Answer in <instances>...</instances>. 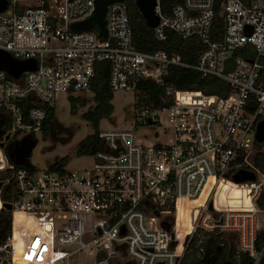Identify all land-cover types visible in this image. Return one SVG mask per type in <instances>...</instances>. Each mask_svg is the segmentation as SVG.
<instances>
[{"label":"built area","instance_id":"1","mask_svg":"<svg viewBox=\"0 0 264 264\" xmlns=\"http://www.w3.org/2000/svg\"><path fill=\"white\" fill-rule=\"evenodd\" d=\"M6 1L0 51L36 64L17 79L0 70V213L9 224L0 232V264H180L194 236L203 260L215 234L233 237L229 251L257 264L264 251L256 248L264 171L254 165L264 118V0H223L216 41L215 0H182L169 14L156 0L155 39L167 32L196 39L204 49L195 64L137 51L125 0L106 5V37L95 27L71 29L94 15L97 0ZM99 63L108 64L112 94L134 96L140 82L160 83L170 67L221 80L228 93L167 88L162 104L141 106L131 127L100 130L92 162L79 171L11 162L6 147L41 134L58 97L91 93ZM241 173L253 179L236 182ZM179 202L189 204L190 227L178 223ZM15 213L24 218L13 221ZM214 246L211 259H218L223 244Z\"/></svg>","mask_w":264,"mask_h":264},{"label":"trees","instance_id":"2","mask_svg":"<svg viewBox=\"0 0 264 264\" xmlns=\"http://www.w3.org/2000/svg\"><path fill=\"white\" fill-rule=\"evenodd\" d=\"M223 0H215V14L212 21L211 36L212 40H218L223 32V19L220 12V4ZM129 15L132 44L133 47L144 53L165 52L167 54H176L181 57V60L186 64H195L198 54L204 49L200 42L196 39L182 40L179 36L167 32L164 41H158L154 37V32L149 28L144 21L141 13L136 7L133 0H125ZM182 3V0H160L161 10L164 14H169L172 7ZM250 52V51H249ZM241 54V50L236 51L235 55ZM108 64L99 63L95 65V74L91 84V94L93 95L94 107L83 114L82 118L90 125L93 133L82 140L78 146L76 153L78 155H92L94 149L98 144L99 125L102 120L110 119L114 107L111 102L113 94L108 86ZM174 88L180 91H200L207 95H226L228 93V86L225 82L215 78H202L197 72L170 67L162 76L161 82L146 80L139 83L138 99L136 104L138 106L162 104L161 97L165 94L167 88ZM71 105V112H76L77 106H82L80 100L76 97L68 98ZM54 118V110L49 113L45 121L41 135L47 137L49 135L48 120ZM65 142V141H64ZM264 143L258 144L255 142V147L260 149ZM67 160H60L50 166L51 169L62 167ZM254 165L264 171V153L258 152L254 157ZM4 229V231H3ZM0 232L7 233L9 224L6 223L4 213H0ZM226 234H215L211 239L213 244H223L221 253L217 259L216 264H252L253 260L246 253L236 255L234 251L230 252L225 239ZM197 237H193L188 249L186 250L180 264H198L201 259L197 254ZM264 245V230L258 232L256 239V248L258 251ZM215 246L211 251H215ZM257 264H264V251Z\"/></svg>","mask_w":264,"mask_h":264},{"label":"rangeland","instance_id":"3","mask_svg":"<svg viewBox=\"0 0 264 264\" xmlns=\"http://www.w3.org/2000/svg\"><path fill=\"white\" fill-rule=\"evenodd\" d=\"M77 98L82 103V106L78 105L76 112H71L69 99L62 96L57 98L54 118L50 120L49 135L43 137L39 134L35 137L37 144L33 148L29 159L31 166L41 171H46L55 162L65 159L67 161L62 168L66 171L74 172L90 165L92 156L78 155L76 151L78 144L93 133L90 125L82 118L83 114L94 107L93 95L91 93L82 94ZM137 99L138 94L133 96L131 93H114L111 102L114 112L110 119L101 121L99 131L113 127H131L133 125L132 116L141 107V105L138 106L136 104ZM258 151L264 153V145ZM23 218L24 216L21 214L15 213L13 215V221L15 222ZM224 240L227 246L229 243L235 250L236 243L233 237L225 236ZM210 245L207 259H211L213 255L211 251L213 242Z\"/></svg>","mask_w":264,"mask_h":264},{"label":"water","instance_id":"4","mask_svg":"<svg viewBox=\"0 0 264 264\" xmlns=\"http://www.w3.org/2000/svg\"><path fill=\"white\" fill-rule=\"evenodd\" d=\"M139 12L141 13L144 21L147 26L151 29H154L158 23L159 19L154 13V8L156 6V0H133ZM111 0H97L95 4V12L92 17L88 20L72 24L71 29L75 32H79L81 30H89L92 28H97L99 30V35L102 37H106L105 32V21L104 16L106 12V5L110 4ZM7 8V1L0 0V12L4 11ZM35 61H17L10 57L7 53L0 51V70L5 71L9 76L14 79H17L20 74L25 71H32L35 68ZM3 131H0V139L3 135ZM8 139V137H6ZM255 141L258 144L264 143V118L261 119L256 125L255 131ZM37 141L35 138L32 140H28L27 138H23L18 142L10 144L6 147V152L9 160L13 162L17 166L28 167L30 165V157L33 148L36 146ZM4 145L0 143V147L2 148ZM253 175L248 173L237 174L234 177L236 182H243L245 180H252ZM264 200V195H263ZM7 209H10L9 206H5ZM211 210V205L208 207ZM1 239V237H0ZM209 251L206 252L203 261L207 259ZM221 251H218L220 255ZM211 264H216L217 258L212 259Z\"/></svg>","mask_w":264,"mask_h":264},{"label":"bare ground","instance_id":"5","mask_svg":"<svg viewBox=\"0 0 264 264\" xmlns=\"http://www.w3.org/2000/svg\"><path fill=\"white\" fill-rule=\"evenodd\" d=\"M197 202L195 203H192V204H196ZM185 202H183V206H182V203L179 202L178 204V223L180 224L183 223V224H186V227H190L189 225V204L186 203L187 205H184ZM180 216V217H179Z\"/></svg>","mask_w":264,"mask_h":264},{"label":"flooded vegetation","instance_id":"6","mask_svg":"<svg viewBox=\"0 0 264 264\" xmlns=\"http://www.w3.org/2000/svg\"><path fill=\"white\" fill-rule=\"evenodd\" d=\"M50 125H51V122L50 120H48V127H49V131H50ZM213 261L212 259H206V260H201L198 264H211Z\"/></svg>","mask_w":264,"mask_h":264}]
</instances>
